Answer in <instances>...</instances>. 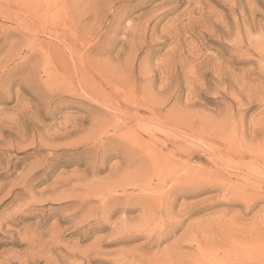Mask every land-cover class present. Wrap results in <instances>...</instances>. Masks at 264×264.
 Returning a JSON list of instances; mask_svg holds the SVG:
<instances>
[{
  "label": "rangeland",
  "instance_id": "1",
  "mask_svg": "<svg viewBox=\"0 0 264 264\" xmlns=\"http://www.w3.org/2000/svg\"><path fill=\"white\" fill-rule=\"evenodd\" d=\"M156 149L206 173L150 243ZM256 153L264 0H0V264H264Z\"/></svg>",
  "mask_w": 264,
  "mask_h": 264
},
{
  "label": "bare ground",
  "instance_id": "2",
  "mask_svg": "<svg viewBox=\"0 0 264 264\" xmlns=\"http://www.w3.org/2000/svg\"><path fill=\"white\" fill-rule=\"evenodd\" d=\"M163 143H167V142H163ZM174 146H175V149L177 150V151L175 150V152H177V153L183 152V149L180 147L179 144H174ZM156 150H155V154L153 155V158L151 159L152 163H150V161H149V162H146V163L139 165V166H141V168H140L141 170L148 172L147 173L148 179H147V177L146 178L141 177L142 179L135 181L133 183V185L136 186V189L141 191V194H139L136 197L138 202L134 203L135 204L134 207L138 206V205L140 206L139 208L144 213V217L146 218V223L153 222V221H155L158 218H161L163 216L164 217L166 216V218H168L169 215L172 213L173 208L175 207V203L178 200L177 197L179 195L176 194V192H178L177 190L180 189L181 190L180 194H182L185 197L186 196L189 197L188 192H191V191L193 192V190L196 189L197 186H200L198 176H201L202 173L205 172V170H201V168H199L201 170V172L199 170H197L198 172H196L195 169L193 170L195 172H192L185 163H183V162L181 163V162L177 161V159L174 156L172 157L173 158L172 159L170 157V155L172 153L169 155V153H170L169 151L167 152L168 154H165V155L161 154L160 155L159 153L162 152V149H159L157 151ZM175 152L172 155H176L177 153H175ZM223 153L224 152L218 153L219 159L222 160L221 162H219V164L220 163L223 164L225 162V160L223 161V158H224ZM227 153H231V152L227 151L226 154ZM241 153H239L240 154L239 156L240 157L244 156L243 155L244 152H241ZM249 154L250 153H248V155ZM161 156L166 157V161L160 160ZM252 157L254 158L253 160H255V161H260V163L264 162V158H263L264 156L261 158L260 154L257 155V153H256V155H252ZM133 164H134V162H133ZM222 164H220V166ZM224 164H226V162ZM129 165H131V164L129 163ZM137 166H138V164H137ZM193 168H195V167H193ZM217 168H218V166H217ZM205 169H208V168L206 167ZM182 171L185 172V175L182 173ZM206 171H210V169L206 170ZM211 172H213V171H211ZM211 172H209V173H211ZM205 173H203V174H205ZM253 173H255V172H253ZM181 179H183V180H181ZM152 180H157L154 187L151 184ZM168 181H171L172 184L170 185V187L167 190H165V187H166V184ZM181 205H183V204H181ZM184 207H185L184 214H183V212H181V214H179L180 217H182L184 215H191L193 213H196L197 210L200 209V208H197L194 204H189V205H186ZM181 208H182V206H181ZM168 220H169L168 222L165 219L163 220L164 224H163V229L161 231H158L154 234L151 233L148 235V239H149L150 243H153V241H157V243H158L161 240H163L164 238H166L170 233H174L172 231H175L176 229H178V227H179L178 225H179L180 221H175L174 218H170V217L168 218ZM167 225L169 226V229H167Z\"/></svg>",
  "mask_w": 264,
  "mask_h": 264
}]
</instances>
